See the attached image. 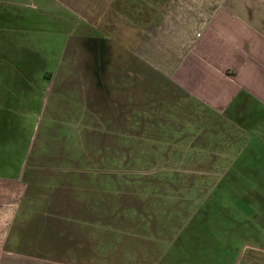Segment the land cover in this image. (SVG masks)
<instances>
[{
    "label": "crops",
    "instance_id": "obj_1",
    "mask_svg": "<svg viewBox=\"0 0 264 264\" xmlns=\"http://www.w3.org/2000/svg\"><path fill=\"white\" fill-rule=\"evenodd\" d=\"M109 39L120 40L119 56L131 62L121 73L162 76L172 94L186 95L172 114L216 115L218 156L244 163L264 150V0H0V264H220L193 254L202 237L187 242L189 259L165 257L149 237L157 227L149 232L130 218L123 238L107 242L91 209L73 196L65 206L61 187L43 191L41 162L29 155L31 114H14L34 110L16 104L40 103L41 72L66 49L82 53ZM105 55L112 58L110 47ZM138 99L122 87L118 104L138 108Z\"/></svg>",
    "mask_w": 264,
    "mask_h": 264
},
{
    "label": "rangeland",
    "instance_id": "obj_2",
    "mask_svg": "<svg viewBox=\"0 0 264 264\" xmlns=\"http://www.w3.org/2000/svg\"><path fill=\"white\" fill-rule=\"evenodd\" d=\"M119 43L84 44L86 54L66 49L59 65L41 72L47 86L40 103L16 104L34 110L14 114H31L29 155L41 162L34 170L43 191L61 187L65 206L74 197L91 209L98 238L110 232L107 242L123 238L130 218L149 232L157 227L149 237L165 257L188 258L194 236L203 242L193 254L209 263L227 264L226 253L228 264H264V150L244 163L218 156L216 115L172 114L185 107L186 95L172 94L160 75L121 73L131 62L121 60ZM122 87L125 96L138 95V108L131 102L120 109Z\"/></svg>",
    "mask_w": 264,
    "mask_h": 264
}]
</instances>
